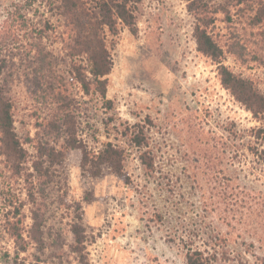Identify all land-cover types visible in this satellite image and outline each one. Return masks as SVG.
I'll return each instance as SVG.
<instances>
[{
	"label": "rangeland",
	"instance_id": "1",
	"mask_svg": "<svg viewBox=\"0 0 264 264\" xmlns=\"http://www.w3.org/2000/svg\"><path fill=\"white\" fill-rule=\"evenodd\" d=\"M225 1L197 0L207 4L213 18L208 29L223 47L224 65L254 79L264 91V65L252 60L253 52L264 57V26L249 24V3L226 7ZM40 3L0 0V24L16 4L29 8L28 16L39 23L44 13L52 12ZM187 4L185 0H142L137 6L135 33L121 29L111 51L107 97L112 109L84 96L78 84L69 83L78 104V137L88 148L106 142L121 147L126 179L107 167L91 177L76 161L79 155L70 156L56 168V185L46 193L42 243L33 233L31 204L23 208L28 245L19 262L185 264L188 248L207 249L205 242L216 234L228 238L218 251L236 253L249 248L254 257L245 255V264L264 261V245L260 249L257 241L264 238V203L244 200L236 206L225 195L231 192L221 191V182L231 174L219 171L241 170L240 185L263 195L264 178L248 175L245 167L228 162L224 167L204 164L208 147H215L210 153L216 155L219 140L228 136L223 128L246 131L259 123L221 85L217 64L197 51V21ZM221 7L229 8L230 20ZM233 42L245 49L249 61L243 63L229 51ZM46 45L54 51L60 48L54 38L46 40ZM11 95L15 130L21 138L32 139L27 146L33 152L31 146L43 133V118L50 113L33 97L23 75L13 83ZM129 127L143 131L149 147L141 150L146 152L142 157L151 160V169L141 164L140 151L128 145ZM231 188L234 193L241 191ZM201 196L208 197V203ZM223 211L225 220L220 215ZM0 242L10 253L8 260L0 251V264H13L14 244L2 238Z\"/></svg>",
	"mask_w": 264,
	"mask_h": 264
},
{
	"label": "trees",
	"instance_id": "2",
	"mask_svg": "<svg viewBox=\"0 0 264 264\" xmlns=\"http://www.w3.org/2000/svg\"><path fill=\"white\" fill-rule=\"evenodd\" d=\"M141 1L40 0V4L52 12L44 13L39 23L33 22L28 16L29 8L16 4L0 24V239L11 240L14 244L16 251L13 264H24L19 262V256L27 251L23 208L31 204L33 233L36 235L35 240L42 243L46 193L56 185V168L61 167L70 156L78 154L76 161L82 169L89 170L91 177L101 175V169L107 167L120 179H126L121 147L106 142L99 148H88L78 137L75 131L78 104L70 94L69 83L78 84L84 96L95 98L109 110L113 108L107 97V76L113 67L112 47L121 29L135 33L137 6ZM185 1L188 11L197 21L194 28L197 51L217 64L221 85L259 123V126L246 131L223 128L228 136L225 140H219L216 155L210 153L215 147H208L204 164L224 167L228 162L229 166L245 167L248 175L264 178V91L254 79L244 77L224 65L223 47L208 29L213 18L209 15L207 4L201 5L197 0ZM231 2L226 0L223 6L240 8L249 3V24L252 27L264 26V0ZM221 11L227 19H231L229 8L221 7ZM108 37H111V43ZM50 38L60 44L58 50L48 49L46 40ZM229 49L241 62L249 61L246 58L248 54L238 42L230 44ZM257 53L253 52L252 60L264 65V57ZM22 75L33 97L41 106L45 105L50 113L43 118V133L38 136L35 146H31L33 152L27 146L33 142L32 139L29 136L21 138L14 125L11 88ZM127 131L130 133L128 145L140 151L141 164L151 169V160L146 162L142 157L146 152L141 150L149 147L143 131L139 128L130 131V127ZM239 171H219L225 176L226 173L232 175L221 182V191L229 190L231 193L225 195L236 206L244 200L257 203L262 200L264 203L262 193H254L240 185ZM232 186L241 188V191L234 193ZM201 198L208 203V197ZM220 215L223 220L227 217L224 211ZM76 233L73 231L75 243L79 244ZM254 235H258V232ZM257 241L261 249L264 238ZM226 242L228 238L223 234L208 237L205 242L207 249L186 250L185 264H245V255L254 257L249 248L236 253L216 249ZM254 243L253 239L249 246ZM0 251L9 260V250L1 242ZM257 261L264 264L261 259Z\"/></svg>",
	"mask_w": 264,
	"mask_h": 264
}]
</instances>
